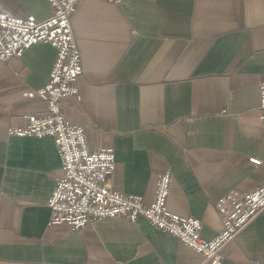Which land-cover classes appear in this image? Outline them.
<instances>
[{"label": "crops", "instance_id": "obj_1", "mask_svg": "<svg viewBox=\"0 0 264 264\" xmlns=\"http://www.w3.org/2000/svg\"><path fill=\"white\" fill-rule=\"evenodd\" d=\"M0 11L41 21L53 9L49 0H0ZM72 25L80 100L65 99L62 110L87 127L91 149H114L111 187L152 204L170 172L169 210L200 219L201 237L212 240L223 226L219 199L264 183V0H81ZM56 58L39 42L0 62V264H206L145 218L77 231L49 224L62 168L56 141L10 128L48 111L35 92ZM223 255L222 264H264V210Z\"/></svg>", "mask_w": 264, "mask_h": 264}, {"label": "built area", "instance_id": "obj_2", "mask_svg": "<svg viewBox=\"0 0 264 264\" xmlns=\"http://www.w3.org/2000/svg\"><path fill=\"white\" fill-rule=\"evenodd\" d=\"M49 1L52 15L41 21L15 18L0 11V62L8 63L21 57L26 49L39 42L49 43L57 49L47 85L35 92L47 103L48 111L42 115H29L25 127L10 128L13 135L52 137L56 141L62 168L49 203V224H68L77 231L101 219L125 218L136 222L145 218L157 229L199 252L206 264H222L225 246L264 210V183L245 193L234 191L219 199L217 208L223 216V226L210 241L201 237L200 219L182 217L169 210L170 172L158 177L152 204H147L141 196L115 191L110 185L116 169L114 149H91L87 127L68 119L62 110L65 99L80 100L77 79L82 73V53L72 17L81 0ZM102 1L119 4L124 0ZM260 99L264 134V83L260 87ZM250 162L255 166L262 164L255 157H251ZM252 264L261 262L253 260Z\"/></svg>", "mask_w": 264, "mask_h": 264}]
</instances>
